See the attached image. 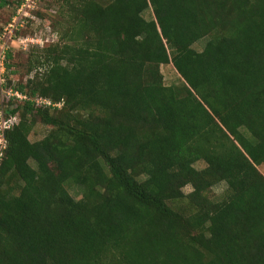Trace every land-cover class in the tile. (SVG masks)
<instances>
[{
	"label": "trees",
	"instance_id": "obj_1",
	"mask_svg": "<svg viewBox=\"0 0 264 264\" xmlns=\"http://www.w3.org/2000/svg\"><path fill=\"white\" fill-rule=\"evenodd\" d=\"M51 1L59 42L7 57L0 264H264V0Z\"/></svg>",
	"mask_w": 264,
	"mask_h": 264
},
{
	"label": "built area",
	"instance_id": "obj_2",
	"mask_svg": "<svg viewBox=\"0 0 264 264\" xmlns=\"http://www.w3.org/2000/svg\"><path fill=\"white\" fill-rule=\"evenodd\" d=\"M46 0H21L13 9L10 20L2 28L0 33V166L3 163L6 151L8 149V141L6 133L12 130L20 122L18 115L9 114L14 106H9L8 102L24 103L30 101L27 94L19 91L15 85L8 84V53L14 49L30 47H44L48 44H54L57 41V34L53 31L49 21L40 16L39 12L42 4ZM47 22V23H45ZM35 26L39 29V33L29 36L25 33L30 27ZM36 106L49 108H61L63 103H54L49 99H34ZM8 103V104H7Z\"/></svg>",
	"mask_w": 264,
	"mask_h": 264
},
{
	"label": "rangeland",
	"instance_id": "obj_3",
	"mask_svg": "<svg viewBox=\"0 0 264 264\" xmlns=\"http://www.w3.org/2000/svg\"><path fill=\"white\" fill-rule=\"evenodd\" d=\"M17 1L18 0H10L9 5H7L6 7H4L3 9L0 10V30L10 20V17L13 13V9H14ZM53 5H55V8H53L52 10H49L50 6H53ZM60 7H61V3L56 4L55 1L46 0L42 4V8L39 12L40 16L46 18L49 21L53 31H55V33L57 34V41L55 43L59 42V39H60L58 29L55 28V24L59 20L58 12H59ZM145 17L149 18L150 17L149 13H146ZM45 23H47V22H45ZM39 29H37L35 26L30 27V29L25 33V35H29V36L35 35L36 32L37 33L40 32ZM206 42H207V39H204V40L198 42L196 45H194V49H196L199 52L202 51ZM40 50H42V48L40 46L30 47L27 50H24L23 48H17V49L13 50V52H12L13 57H12L11 63L13 64V71H15V73H16L15 74L16 79H18V80L23 79V81L26 82V80L28 79V78H26L27 77L26 75H27V71H28V68L30 65L28 63L29 56H30V54L35 55L36 52L40 51ZM35 72L41 73V70H37V71L35 70L32 75H34ZM161 72L164 76V81H165V84L167 86H171V85L178 83L179 75L177 74L173 65L170 64V65L163 66L161 68ZM46 131L47 130L44 126H42L40 124H36L32 130V133L30 134V137H29L30 141L36 142V141L41 140L45 136ZM204 167H205V164L202 162L196 164L197 169H203ZM259 170L262 174H264V165L259 167ZM220 187H223V186L220 185V186L216 187L215 189H213L211 192V196L220 197L223 194V192L225 191L224 190L222 192H217L216 189L220 188ZM189 189H191V188L187 187L184 190L186 194H188L192 191V190L190 191ZM70 193L76 199L81 198L80 194H78V189L75 187L70 188Z\"/></svg>",
	"mask_w": 264,
	"mask_h": 264
},
{
	"label": "clouds",
	"instance_id": "obj_4",
	"mask_svg": "<svg viewBox=\"0 0 264 264\" xmlns=\"http://www.w3.org/2000/svg\"><path fill=\"white\" fill-rule=\"evenodd\" d=\"M220 183H221V185H222L223 187L217 188V189H216L217 192H222V191H224L225 188H226V184H227L226 181H221ZM189 190L191 191L192 189H189Z\"/></svg>",
	"mask_w": 264,
	"mask_h": 264
}]
</instances>
